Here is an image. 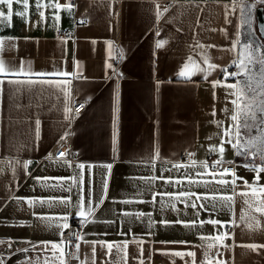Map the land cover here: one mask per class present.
Masks as SVG:
<instances>
[{"label":"crops","instance_id":"1","mask_svg":"<svg viewBox=\"0 0 264 264\" xmlns=\"http://www.w3.org/2000/svg\"><path fill=\"white\" fill-rule=\"evenodd\" d=\"M57 2L62 6L76 2V7L71 15L64 8H42L44 19L41 20L36 0H29V7L23 16L15 14L25 13L22 3L13 0L11 22L5 19L0 23V37L14 38L12 43L16 45L15 49L3 52L2 59L7 66L18 65L23 60L25 66L30 63L36 72L60 69L70 72L74 62H79L86 79H73L70 87L76 100H88L84 112L69 124L64 119V97L59 85L50 88L47 84H37L31 92L23 91L15 96L10 93L11 84L0 86V240L5 241L0 243V257L5 259V264H20L30 258L35 260L38 255L42 264L44 256L51 255L50 252L43 253L39 247L28 253L20 251L31 247L22 241L36 243L59 239L58 230L45 227L33 213L59 216L71 212L69 224L80 219L74 208H66L56 202L51 207L46 204L29 208L27 203L21 201L18 204L14 199L71 196L73 203L76 202V187L71 192L61 191L51 187L56 184L55 179H35L71 177L74 174L73 168L48 159L49 153L56 152L57 141L65 131L70 132L66 149L75 154L76 162L85 164L81 185L85 198L90 185L92 189L95 212L91 219L96 222L82 228L81 233L88 234L86 240H128L127 264H141V261L143 264H192L191 257L171 255L174 252H195L196 264H202L206 245L212 241H201L199 237L213 236L225 229L219 225L214 228L211 224L186 228L180 224L165 226L159 222H174L178 218L185 221H206L211 218L223 222L235 219L236 224L228 229L231 238L224 241L232 247L220 249L225 264H264V248L253 251L243 246L252 243L264 245V216L249 208L244 203V197H234V217L227 208L221 207L219 200L215 201V210L213 201H205L208 211L200 209L198 218L195 209L185 208L183 203L168 195L163 198L157 195L154 203L148 202L152 201L153 191L161 194L191 191L197 194L232 195L231 185L222 186L214 181L207 185L189 184L185 177L201 179L196 176L198 171L203 170L200 162L208 161L210 164L218 158L210 154L208 148L219 145L222 129L231 124L228 117L232 114V97L227 96L224 87L213 89L211 81L223 79L220 68L228 67V71L232 72L234 66L229 65L242 48L241 30L237 51H228L236 38L239 15L238 12L229 15L230 22H226L228 9L225 6L231 7L233 0H115L112 9L108 6V0H41L43 4ZM247 2L251 3L252 0ZM165 7L168 8L166 12ZM157 10L163 12L159 20L155 15ZM0 11L7 15L6 6H0ZM110 11L118 12V16H111ZM55 15L60 16L58 23L54 20ZM82 18L87 23L79 26L77 22ZM157 30L159 35L156 34ZM221 30H226L227 36ZM62 31H70L74 39L65 43L60 37ZM157 40L166 43L162 48L155 49ZM106 41L113 42V59H108ZM197 42L205 47L197 48ZM209 45L216 47L208 48ZM120 50H123L122 60L118 57ZM201 52L207 53L209 62L219 67L207 81L197 73L191 77V83H184L177 76L178 70L189 56L200 62ZM106 63H112L122 75L119 78L114 76L112 70L106 68ZM201 67L204 65L201 64ZM47 79L60 81L67 77ZM227 82L236 81L228 78ZM117 84L119 105L114 152L113 103ZM225 108L229 110L228 113H225ZM36 119L41 121L39 140L34 136ZM217 121H223L221 128L216 126ZM154 132L158 136H154ZM157 147L159 158L154 160L153 167L147 161L154 156ZM188 152L195 154V165L189 166L185 162L184 156ZM224 158L235 161L237 165L244 163L243 158L236 156L227 144ZM23 161H31L26 170L22 167ZM171 162H179L185 167L177 170ZM108 164L112 165L110 172L104 167ZM89 165L92 166L91 181ZM236 173L253 182L255 174L244 167H236ZM161 174L165 178L171 177L173 182L165 183V180L159 179ZM105 175L108 189L103 202L96 207L102 195L101 182ZM261 175L264 176V173ZM152 176L157 179H146ZM178 179L183 183L175 184L174 181ZM203 179L211 181L212 177L205 176ZM260 184L264 185V179ZM243 190V182L237 181L236 191ZM247 199L251 203L253 197ZM123 200L133 202L124 204L120 202ZM139 200L145 202L140 203ZM171 203H175L179 216ZM242 210L245 212L243 220ZM123 212L151 213V219L156 224L150 229L147 216L141 220L134 215L123 216ZM256 220L260 222L259 227H256ZM21 222H24L23 226ZM249 224L253 227H248ZM150 231L154 233L151 236L148 235ZM121 232L127 235L118 234ZM134 238L143 239L145 243L138 245L132 242ZM161 241L187 243L162 244ZM80 243L79 259H70L68 264H92L91 245L83 241ZM141 247L142 256L139 251ZM215 250L212 249V252ZM110 259L105 250L97 245L95 264H109Z\"/></svg>","mask_w":264,"mask_h":264},{"label":"snow or ice","instance_id":"2","mask_svg":"<svg viewBox=\"0 0 264 264\" xmlns=\"http://www.w3.org/2000/svg\"><path fill=\"white\" fill-rule=\"evenodd\" d=\"M18 3H22L25 13L16 12L17 16H23L26 14L27 9L29 7V0H17ZM115 0H108V6L110 9L114 7ZM264 5V0H252L251 3H248L247 0H233L231 7L225 6L228 11L225 13L226 22L228 21V16L232 14L239 13L238 21L236 25V38L232 40V47L228 49V51L236 52L237 47L240 45V33L241 30H244L246 35L250 38L249 42L244 43L241 50L237 52L236 58H234L229 65V67L234 66L235 71L229 72L228 67L220 68V73L223 76V79H217L211 81V86L213 89L217 87H224L226 89L227 96L232 97L230 103L232 104V114L228 117L230 119L231 124L227 128L222 129V134L220 136L219 145H210L208 148V152L210 154H215L218 158L213 160L211 164L208 161L200 162V167L203 169L202 171H198L196 173L197 177H201L200 180H194L191 176L185 177L188 180L189 184H204L215 182L222 186L231 185L232 186V195H218V194H197L191 191H181L177 194L172 193H155L151 192L152 201H148L149 203H154L156 201V196L160 195L163 198L164 195H168L169 197L174 198L175 201L183 203L185 208L191 207L196 210L197 218L200 215V209L204 211H208L206 207L205 201H213L212 207L213 210L216 208L215 201L219 200L220 205L223 208H227L233 215L235 216V212L232 208L234 204V197L239 195L244 197V203L251 208L254 212L259 213L264 216V185L260 184L261 179H264V176L261 174L264 173V43L256 42V30H254L253 25V9L256 6ZM0 6L7 7V15L3 11H0V23L3 20H7L9 23L11 22V18L13 15V0H0ZM51 7L54 9L64 8L72 14V10L76 7L74 3H67L65 5H60L57 3H49L43 4L41 0H36V9L41 18L44 19V12L41 11L42 8ZM158 8V6H157ZM168 10L165 7L164 12ZM111 16H118V12L110 11ZM157 20L162 18L163 12L157 10L155 12ZM55 22H59L60 16H54ZM79 26H83L87 23L86 19H81L77 22ZM224 34L227 36L226 30ZM259 32L262 37H264V25H260ZM159 35V30L156 32ZM70 37V34H68ZM14 38L11 37H0V86L5 83L11 84L13 87L10 89V93L15 96L17 94L22 93L23 91L31 92L33 87L37 84L44 85L47 84L50 88L59 85V91L63 94L64 97V119L69 124L72 123L73 120L78 118L79 110L84 108L88 102V100L81 101L78 105L74 103L75 97L72 95L71 84L72 80H82L86 79L83 76L82 71L80 70L79 62H74L73 70L66 71L63 69L54 70L53 72L41 71L36 72L32 69L31 64L29 63L25 66L24 61L21 60L18 65L7 66L5 61L2 59L3 52L7 49H15L16 45L12 43ZM65 43L67 42V37L65 38ZM95 44V41H92ZM108 46V59H113L112 52L113 42L106 41ZM166 41L157 40L155 42L154 48L160 49L164 46ZM197 48H204V45H200L197 42ZM208 48L216 47L215 45H209ZM119 60L123 59V50H120L118 53ZM119 60L117 62H119ZM201 64L204 67H201ZM219 66L209 62V57L207 53H200V62H197L192 59L191 56L187 58V62H185L177 72V76L183 79L184 83H191V77L200 73L203 75L204 80H208V77L211 75L213 71H215ZM106 68L112 70V74L119 78L122 74L118 71L117 68L113 66L112 63H106ZM190 68L193 69L190 71ZM67 77V79H63L60 81L47 79L48 77ZM238 77H243V79H237ZM228 78H232L235 80V83H228ZM160 82H157V91L159 90ZM0 92H2V88H0ZM90 99V98H88ZM119 105V92H118V84L117 90L114 95V103H113V151L115 152L116 142H117V133H116V113L118 112ZM225 113H228V109H224ZM213 116H215V111H213ZM158 123V122H157ZM223 125V121H217L216 126L221 128ZM40 127L41 121L39 119L35 120V129L34 136L36 140L40 138ZM255 132V134H253ZM70 135L69 131H65L60 139L57 141V149L55 153H49L48 159L54 163H58L62 166H67L69 168H73L74 174L71 177H59V178H35L36 180H49L55 179L56 184L51 185V187H55L61 191L71 192L73 187L78 189L77 200L75 203L72 201V197H48V198H21L14 197L16 202L19 204L21 201L27 203L29 208H33L35 206H44L48 205L51 207L53 202L59 203L66 208H74L76 210V214L79 216V224L81 229L85 227L88 223H95L94 219H91L94 216L95 208L93 207V196L91 185L89 186L88 195L85 196L82 194L83 189L81 185L84 180V169L85 164L81 162H76L74 157L75 154L70 150L66 149L65 145L67 143V137ZM154 136H158V133L154 132ZM211 139V137H209ZM230 145L234 150V154L238 157H242L244 163L242 165H237L233 160H226L224 158L225 153V145ZM194 153L188 152V162L189 166L195 165L196 161L194 160ZM62 158V159H61ZM159 158V150L158 147L154 149V156L150 157L147 163L154 167V160ZM143 163L144 161H139ZM31 161H23L22 167L26 170ZM172 167L179 170L185 165L179 162H171ZM225 165H230L231 167H226ZM242 166L246 170L253 172L254 179L253 182L250 183L244 177H240L236 173V167ZM104 167L110 172L112 165H104ZM89 178L91 181V172L92 166H88ZM15 172V169H13ZM205 176H211L212 180L208 181L203 179ZM227 177H231L228 179ZM15 179V175L13 176ZM148 181H155L157 177L152 176L146 178ZM159 179L165 180V183H172L171 177L165 178L163 174L159 177ZM71 181V183H67V181ZM237 181L243 182V191L237 192ZM175 184H182L183 180L178 179L174 181ZM102 195L99 201L96 204V207H99V204L103 202L104 196L106 195L108 189V179L107 175H105L104 179L101 182ZM249 196L253 197L252 202L250 203L247 199ZM193 197L195 199H193ZM85 199H87V204H85ZM124 204L132 203V200H123L120 201ZM138 202L143 203L145 201L139 200ZM7 203V202H5ZM161 207H164L163 202L161 203ZM171 207L174 211H177L179 216V210L175 208V203H171ZM36 219L40 220L41 223L45 225L47 228L55 227L57 231V235L59 239L57 241H40V242H30V241H22L24 243H29L31 245L30 248L20 249V251L24 253H28L29 251H35L37 247L41 248L43 253H51L50 256L45 255L42 264H66L65 257L68 259H79V250L81 247V241L86 244L91 245L92 252V264H95V256H96V246L99 245L101 249L105 250V254L109 256L110 262L109 264H127V247L129 244L128 240H123L119 242H109L104 240H91L88 241L85 239V236L88 234H83L81 232L72 229L69 224V217L72 215L71 212L63 213L59 216H47V215H38L33 213ZM123 216L134 215L137 219H141L145 216L148 217V227L151 229L155 226L156 222L151 219V213H143V212H123L121 213ZM245 217V212L242 210L241 219L243 220ZM106 223H115V221H106ZM159 223L162 225H170V224H180L185 226L186 228L191 227H203L204 224H211L214 228L219 225L220 228L225 229L224 231H217V233L213 236H203L201 235L199 239L201 241H212V243H208L206 245V251L204 252V260L202 264H225V261L222 259L223 253L220 249H230L232 245H227L224 243L226 239L231 238V233L229 232V228L232 225L236 224L235 219L229 222H223L216 219H208L206 221L203 220H191L185 221L181 219H177L176 221H166L161 220ZM259 220H256V227H259ZM21 225H24V222H21ZM248 227H253L252 224H249ZM65 230H68L65 232ZM107 233H105L106 235ZM120 235H127L126 233H118ZM151 231L148 233L149 236L153 235ZM75 236V240L73 237ZM5 241L0 240V243H4ZM132 242L137 243L138 245H142L145 243L143 239L134 240ZM162 244L168 243H187L184 241H161ZM11 246V242L9 241V247ZM202 247L204 245H201ZM253 251H256L259 248H264V245H257L255 243L243 245ZM216 249L212 252V249ZM140 254H143V248L139 249ZM113 253L115 255L113 256ZM171 255L179 256L183 258L184 256H188L192 258V264H196L195 260V252H174ZM219 258V259H218ZM0 264H5V259L0 257ZM20 264H41L40 256L38 255L35 260L29 259V261L20 262ZM83 264V262H82ZM143 264V261H141Z\"/></svg>","mask_w":264,"mask_h":264},{"label":"built area","instance_id":"3","mask_svg":"<svg viewBox=\"0 0 264 264\" xmlns=\"http://www.w3.org/2000/svg\"><path fill=\"white\" fill-rule=\"evenodd\" d=\"M74 4H76V2H73ZM68 34H70V37H69V35ZM60 37L62 38V39H64L65 40V38L67 37V40H73L74 39V35L70 32V31H62L61 33H60ZM81 101H79V100H76L75 99V101H74V103L76 104V105H78L79 103H80ZM86 106H87V104H86ZM86 106L84 107V108H81L80 110H79V114H78V117L84 112V110H85V108H86ZM77 119V118H76ZM75 119V120H76ZM185 162H187V163H189L188 162V157H187V154H185ZM212 162V161H211ZM211 162H210V164H211ZM226 167H231L230 165H225ZM70 227L72 228V229H75L76 231H78V232H81L82 231V229H81V227H80V224H79V221H73L71 224H70ZM68 231V230H67ZM66 231V232H67ZM76 238H75V236L73 237V240H75ZM65 260H66V264H68V262H69V260L70 259H68L67 257H65Z\"/></svg>","mask_w":264,"mask_h":264},{"label":"rangeland","instance_id":"4","mask_svg":"<svg viewBox=\"0 0 264 264\" xmlns=\"http://www.w3.org/2000/svg\"><path fill=\"white\" fill-rule=\"evenodd\" d=\"M258 7H263L264 8V5H257L256 8L253 10V13H252L254 30H256V33H257L255 39H256L257 43H264V38L261 37V35L259 33V30H258V27H257V19H256L255 11H256V9ZM249 39L250 38L246 35L245 31L242 30V46H243L244 43L249 42ZM232 71H235V67H234V69ZM237 79H241L242 80L243 77H238Z\"/></svg>","mask_w":264,"mask_h":264},{"label":"water","instance_id":"5","mask_svg":"<svg viewBox=\"0 0 264 264\" xmlns=\"http://www.w3.org/2000/svg\"><path fill=\"white\" fill-rule=\"evenodd\" d=\"M256 19H257V27H258V30H259L260 25H264V8L261 7V8L257 9V11H256ZM262 38H264V37H262Z\"/></svg>","mask_w":264,"mask_h":264}]
</instances>
